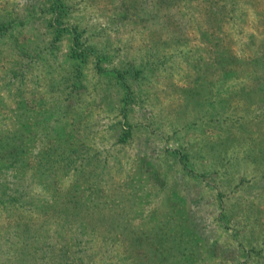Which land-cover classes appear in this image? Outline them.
Wrapping results in <instances>:
<instances>
[{"label":"rangeland","instance_id":"1","mask_svg":"<svg viewBox=\"0 0 264 264\" xmlns=\"http://www.w3.org/2000/svg\"><path fill=\"white\" fill-rule=\"evenodd\" d=\"M1 23L26 151L0 264H264V0H0Z\"/></svg>","mask_w":264,"mask_h":264},{"label":"trees","instance_id":"2","mask_svg":"<svg viewBox=\"0 0 264 264\" xmlns=\"http://www.w3.org/2000/svg\"><path fill=\"white\" fill-rule=\"evenodd\" d=\"M5 28L4 24L1 23L0 24V35L2 32V29ZM73 55L76 56L78 55L77 53H75V51L73 52ZM216 63L218 64V68H225L226 66L228 67V65H232V63L229 62V60H227V58L229 59L230 57L227 56L225 57V54L223 52H218L216 53ZM232 60H234V58L232 57ZM14 114L17 116V112H14ZM15 115H13V118L20 120L22 118V115H20L19 117H16ZM21 126V125H20ZM62 129L63 127H59L57 129ZM24 135V132L22 130V126L21 128L17 125V120L15 121V127L12 129H8L6 130H0V163H2L3 165L0 164V170L3 166H5V164H9L7 167H18L22 164L23 161V155L25 153V148L23 143H21V136ZM130 135L129 131H126L123 136L120 137V140H125L127 139V137ZM61 155V153H60ZM47 168V166H46ZM7 169L3 167V170ZM53 187L56 190V194H58L59 192V186H57V184L55 183L53 185ZM70 191V192H69ZM69 191L66 192H62L60 194H58V196H63L65 198H71L72 196V189H69ZM25 193L22 192L21 188L19 185H16L15 187H12L10 189H8L6 186H2V183H0V202H4V206L6 205H11L14 206L16 204H20L22 202V200H24L23 198L25 197L24 195ZM65 200H62L61 202H63ZM68 202L70 201V199L67 200ZM60 202V203H61ZM72 202V201H70ZM54 204L53 208L58 206V209H60V211H62L65 215H67L68 217L72 216L74 210L76 208L70 209V207L66 206L65 203L64 204ZM10 206V207H11ZM17 222V226L16 230L14 229L15 233H20L23 232L25 233L26 231L30 230V227L28 224H21ZM73 223V221L71 220V224ZM111 226L116 229V228H121V231L123 230V227L121 225V223L119 222H115L112 221L111 222ZM87 225V223L83 220L79 221L78 224L76 225V228H85ZM88 226V225H87Z\"/></svg>","mask_w":264,"mask_h":264}]
</instances>
